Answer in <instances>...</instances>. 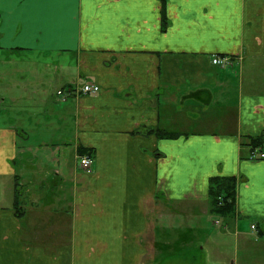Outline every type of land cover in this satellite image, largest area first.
<instances>
[{
	"label": "crops",
	"instance_id": "crops-1",
	"mask_svg": "<svg viewBox=\"0 0 264 264\" xmlns=\"http://www.w3.org/2000/svg\"><path fill=\"white\" fill-rule=\"evenodd\" d=\"M26 62L33 72L17 64ZM80 83L101 90L57 96ZM32 95L50 107L49 120L74 118L70 176L59 169L54 129L15 121L36 122ZM80 150L94 159L89 178L78 173ZM256 150L264 153V0L0 3V264H171L192 240L179 230L161 239L160 230L197 215L225 223L209 234L218 260L206 264H238L228 240L264 257ZM217 177L237 182L227 217L212 206Z\"/></svg>",
	"mask_w": 264,
	"mask_h": 264
},
{
	"label": "rangeland",
	"instance_id": "rangeland-1",
	"mask_svg": "<svg viewBox=\"0 0 264 264\" xmlns=\"http://www.w3.org/2000/svg\"><path fill=\"white\" fill-rule=\"evenodd\" d=\"M21 56H23V55H21ZM17 64H20L23 67V69H25V70L29 69L31 72L34 71L33 65H32L33 63H31V62L17 63ZM69 65H70V63H69ZM197 79H198V77H197ZM35 85H37V84H35ZM224 92H226V91H224ZM187 95L188 96L186 97V99H189L191 96L196 95V94H191L190 92H188ZM227 96H228V98L230 96L231 99L237 98V93L230 91V93H228ZM200 97L201 96H199V95L194 96L193 99L194 100L199 99ZM41 98H42L41 95H32L31 96L33 107H32V111L31 110L28 111V113H29L28 116L32 117L34 120H36V122L34 124L32 122H30V120L27 117H23V118H20L18 120H15L14 118L13 119L17 122L20 121V122H23L25 125H29V127H32V129L37 128V127L41 128V126H42L41 122L42 121H45L46 123H48L49 124L48 128L54 129V131H55L54 134L59 136L58 138H56V140L58 139L57 141H53L55 143V146L59 147V151H57V152H58V157H61V164H62V167L59 169L62 172V174H65L66 176H70L69 172L73 173V170H74L72 168V165L74 162L73 137L76 134V127L74 124V118L72 116H70V112H64L63 114H57L56 117H54V116L51 117L49 120V115H47V113L50 112L51 109L49 106L41 105ZM189 104H192V103H189ZM190 107H192V105H190ZM23 113L25 114V112H23ZM223 113L225 115V112H223ZM61 115H63V117H61ZM202 115H201V118H203ZM179 129L180 128H178V130ZM183 129H185V128H183ZM192 129H194V131H195L198 128L195 127ZM223 129L225 130L226 128H223V127L217 128V130H219V133H223ZM62 135H63V139H59ZM65 143H67V145ZM87 154H90V153H86V154L79 153L78 158H82L81 156H84ZM69 162L71 165L70 169L65 167L66 166L65 164L69 163ZM79 169H80V171L78 173L81 176H84L86 178H89L92 176V173H93L92 169L91 170L82 169V168H79ZM66 173H69V175H67ZM159 197L160 198L162 197L161 192H160ZM214 220L215 219H211V218L203 217V216H198V215H197V217L191 218V221H187L186 218L184 220V216H183V218L177 217V218H175L176 225L174 224V226L171 225L172 227H168L171 230H168V231L167 230H160L159 233H160L161 239H164L165 238L164 235H166V234L170 235V236H176V234H179V231H180L182 233H186L188 238H190V240H192L190 245L188 244L189 242H183L184 245H182L180 248H177L176 250H174L175 252L179 253L178 254L179 256L174 257L172 259L173 261L171 264H186V263L187 264H195L197 262L199 256L197 257V259L195 261L192 262V261L188 260L189 258H191V260H192V258H193L192 255L193 256L200 255L199 264H206L207 261L210 263H215L218 260L216 255H214L213 253H212V255L210 254L209 248H210V245L213 244L214 239L211 238L213 236V234L211 237L209 234H211L213 231L218 232L219 229L224 227L225 223H223L222 225L221 224L219 225L217 222H216L217 224H215L214 222H211ZM64 223H65L64 225H68V223H66L65 221H64ZM178 223H180V224L178 225ZM188 225L195 227V229H191V231L190 230L186 231ZM179 226L183 227V228L179 229ZM249 226H250V224L248 222L240 223L241 229L249 228ZM233 230H234V227H232L231 231L233 232ZM63 235L65 236V238H68L69 231L63 230ZM208 235H209V237H208ZM229 241L230 240L227 241L228 244L226 246H224V248H226L225 251H226L228 258H229V255H231V258H232L231 260H234L237 257H239L238 264H263L264 263V257H263V255H260L261 252H259L261 250H237V248L235 249V247H234V243H233V246H231ZM205 242H207L206 245H205ZM202 245H205L204 248L207 247V249L203 250L200 254L198 252H195L196 250H200ZM262 252H264V250H262ZM189 254H190V257H188ZM231 262L232 261H229L225 264H231ZM145 264H152V263L149 260H147V262H145ZM153 264H159V263H153Z\"/></svg>",
	"mask_w": 264,
	"mask_h": 264
},
{
	"label": "trees",
	"instance_id": "trees-1",
	"mask_svg": "<svg viewBox=\"0 0 264 264\" xmlns=\"http://www.w3.org/2000/svg\"><path fill=\"white\" fill-rule=\"evenodd\" d=\"M255 140L261 141L260 139ZM80 153L83 154V150H80ZM236 187L237 182L234 178L217 177L212 179L210 197L214 212L225 217L234 212Z\"/></svg>",
	"mask_w": 264,
	"mask_h": 264
},
{
	"label": "built area",
	"instance_id": "built-area-1",
	"mask_svg": "<svg viewBox=\"0 0 264 264\" xmlns=\"http://www.w3.org/2000/svg\"><path fill=\"white\" fill-rule=\"evenodd\" d=\"M213 63L216 64V65H220V66H230L231 65V62L229 61V59L227 58H221V57H217V58H214L213 60ZM100 91V87L97 86V85H89V84H85L81 87H78L68 93L70 94H75V95H88V94H95V93H98ZM68 93L64 92V91H59L58 92V95L60 96H64V100L66 99V96L68 95ZM257 157L256 153H253L251 158L252 159H255ZM261 158H264V154H261L260 155ZM79 166L82 168V169H88L90 170L93 166V159L91 156L89 155H85V156H82V158H80L79 160ZM254 228V226H252Z\"/></svg>",
	"mask_w": 264,
	"mask_h": 264
},
{
	"label": "snow or ice",
	"instance_id": "snow-or-ice-1",
	"mask_svg": "<svg viewBox=\"0 0 264 264\" xmlns=\"http://www.w3.org/2000/svg\"><path fill=\"white\" fill-rule=\"evenodd\" d=\"M3 2V0H0V3H2Z\"/></svg>",
	"mask_w": 264,
	"mask_h": 264
}]
</instances>
